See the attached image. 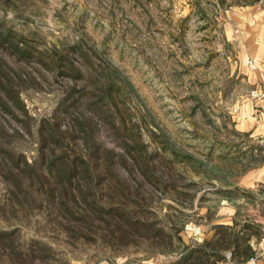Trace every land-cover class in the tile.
I'll list each match as a JSON object with an SVG mask.
<instances>
[{"label":"rangeland","instance_id":"rangeland-1","mask_svg":"<svg viewBox=\"0 0 264 264\" xmlns=\"http://www.w3.org/2000/svg\"><path fill=\"white\" fill-rule=\"evenodd\" d=\"M233 1L0 0V37L19 45L0 43V79L27 111L0 106V264L173 261L147 238L178 215L186 244L211 235L225 172L264 236V188L239 185L264 162L241 125L264 91L246 56L264 0ZM72 90L82 102L58 118Z\"/></svg>","mask_w":264,"mask_h":264},{"label":"trees","instance_id":"trees-1","mask_svg":"<svg viewBox=\"0 0 264 264\" xmlns=\"http://www.w3.org/2000/svg\"><path fill=\"white\" fill-rule=\"evenodd\" d=\"M219 1L220 3H224L225 0ZM236 3L251 4L253 0L233 1V4ZM2 24L3 20L0 19V25ZM0 43H8L13 48H18L19 46L18 42L13 40L9 29L0 37ZM22 54L25 57H31L32 51L25 49ZM66 73H69L71 77H76L77 75L71 71ZM105 85V92L110 93L114 85L110 77H108ZM81 102L82 94L80 91H70L60 106V112L57 117H62L64 113L69 111V108L80 105ZM12 104L18 106L23 113H27L18 93L13 90V87L6 86L0 79V106L8 109ZM259 151L264 152V147L260 148ZM183 156L179 158V154L174 152L172 159H174L173 161H184V159L189 157L188 154ZM132 157L136 160L135 156ZM249 157L251 160H256L258 158L256 154L252 153H250ZM120 161L123 163L125 157L122 156ZM225 173L226 179L223 177V181H221L222 186L219 190V194L221 198L232 203L237 208L233 223H213L210 226L211 235L204 237L201 241L186 244L181 236L184 220L179 215L175 216V218L170 220L167 230L160 227L156 228L151 237L147 238V241H149L159 253L178 256L175 260L163 264H223L227 252L230 253V258L235 264H248V261L255 256L256 249L253 244L256 246L263 235L260 230L261 224L248 217L241 218L239 216V204L236 202L239 194L237 190L239 188L237 185H234V182L227 180L229 173ZM71 174L70 171L66 172L68 178ZM248 192L252 194L251 190ZM210 209L209 207L206 217L209 221H213L215 219V213L211 212ZM179 211L181 214L183 213V210ZM140 224L145 225L143 221H141ZM145 235L147 236L148 234ZM251 242H253V244Z\"/></svg>","mask_w":264,"mask_h":264},{"label":"crops","instance_id":"crops-1","mask_svg":"<svg viewBox=\"0 0 264 264\" xmlns=\"http://www.w3.org/2000/svg\"><path fill=\"white\" fill-rule=\"evenodd\" d=\"M247 18L249 28H251V34H249L250 37H248L247 40L246 56L256 57L264 63V10L256 12V14L250 15ZM251 74L259 80L260 74L258 70H254ZM245 117L243 124H241L244 130L247 131L249 135L263 140L264 96L261 99L249 100V102H247L245 105ZM239 185L250 190H255L258 186L264 188V162L247 171L239 181ZM258 199L261 204V211L264 214V193L260 195ZM223 203H225V205L220 207L214 221L215 223L232 224L237 208L232 203L224 201ZM254 264H264V255L257 259Z\"/></svg>","mask_w":264,"mask_h":264},{"label":"built area","instance_id":"built-area-1","mask_svg":"<svg viewBox=\"0 0 264 264\" xmlns=\"http://www.w3.org/2000/svg\"><path fill=\"white\" fill-rule=\"evenodd\" d=\"M250 66L252 68L256 67V62L254 60L250 61ZM261 76V82L264 84V70L260 73ZM250 96L255 99H260L261 97L264 96V91L259 90V89H253L250 92ZM185 229L190 232L193 236H197V239H201L202 236L204 235L203 229L200 226H196L193 224H186ZM253 244V242H251ZM254 248L256 249V254L253 256L249 261L248 264H254L257 259L262 257L264 255V236H262L258 242V244L255 246L253 244ZM223 264H235L231 258H230V253H226V259L224 260Z\"/></svg>","mask_w":264,"mask_h":264}]
</instances>
